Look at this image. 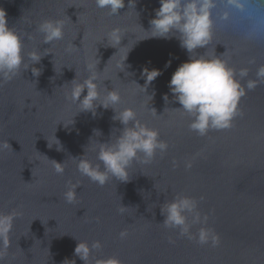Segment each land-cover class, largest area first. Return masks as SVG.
Wrapping results in <instances>:
<instances>
[{
  "label": "water",
  "instance_id": "1",
  "mask_svg": "<svg viewBox=\"0 0 264 264\" xmlns=\"http://www.w3.org/2000/svg\"><path fill=\"white\" fill-rule=\"evenodd\" d=\"M134 4L125 0L112 15L95 0H0L24 57L20 72L0 85V212L19 213L9 246L0 244V264H84L74 256L78 241L101 244L88 264L110 257L120 264H264V82L246 91L230 129L198 135L168 87L189 53L175 37L151 38L145 31L159 0ZM211 17L212 42L193 56H220L243 85L256 80L264 66V0H215ZM44 20H62L63 39L45 44L38 31ZM113 28L122 37L116 48L106 39ZM34 51L43 57L32 65ZM89 64L101 97L118 91L117 112L134 109L138 121L158 130L168 145L150 163L141 162V154L128 167L126 182L110 176L100 186L82 176L72 158L84 155L99 164V144L115 143L123 128L112 120V109L99 107L93 116L67 98L72 84L90 75ZM32 67L41 69L38 77ZM145 67L161 71L146 91ZM241 69L247 76L240 77ZM51 160L63 163L62 175ZM72 185L77 195L68 203L64 193ZM180 195L195 198L208 216L192 232L213 229L218 246L164 227L160 207Z\"/></svg>",
  "mask_w": 264,
  "mask_h": 264
},
{
  "label": "clouds",
  "instance_id": "2",
  "mask_svg": "<svg viewBox=\"0 0 264 264\" xmlns=\"http://www.w3.org/2000/svg\"><path fill=\"white\" fill-rule=\"evenodd\" d=\"M95 3L100 9H108L112 15L119 14V10L125 7V0H95ZM159 4V8L154 10V17L149 21V30H144L151 33V38L175 37L180 47L189 53V59L176 68L168 84L173 100L181 106L178 109L192 117L189 128L200 136L206 135L213 129H230L234 118L242 114L238 105L241 98L246 95V91H251L258 83L264 82V66L257 70V79L247 81L245 86L236 78L235 70L229 67L220 56L214 58L204 55L193 56L196 49L204 48L212 42L214 32L211 10L215 7V0H159ZM130 5L132 0H128V7ZM135 5L136 0L134 7ZM63 29L62 20H44L38 26L45 44L63 39ZM106 39L110 41L108 47L116 48L115 46L122 40L120 29L113 28L107 33ZM22 47L20 35L9 27L6 13L0 9V85L11 81L20 72L24 65ZM42 57L35 51L29 54L32 65L38 64ZM126 59L123 61L124 64ZM87 67L90 75L82 82L73 83L70 96L67 98L79 106L80 112H91L93 116L96 115L99 107L105 110L112 109L114 112L112 120L119 121L123 128L115 143L99 144L97 152L99 164L94 165L90 160L84 159V155L72 158L77 160V169L80 174L100 186H104L110 176L126 182L128 167L139 159L141 154L143 156L141 162L150 163L158 151L161 154L165 153L168 145L159 139L158 130L138 121L134 109L124 108L117 112L114 106L121 101L118 91L108 89L101 97L96 83L99 79L98 74L92 71L93 65L89 64ZM28 68L29 66H25V70ZM31 71L36 77L41 74V69L36 67H32ZM247 74V69L240 70L241 78ZM141 75L145 78L146 91L151 82L161 75V71L155 68L149 70L145 67ZM73 81L75 78L71 82ZM163 99L167 104L168 95L165 94ZM96 132L99 130H94V134ZM56 140L59 142L57 147L59 151L61 150L60 141L57 138ZM8 146V142H5L4 147ZM51 161H53L55 172L62 175L63 163ZM190 166L189 164L188 167ZM76 195V186L72 185L64 193V198L66 202L73 203ZM160 210L161 215L165 217L162 223L164 227L177 230L180 237L194 240L200 245L218 246L219 235L213 229L202 226L197 232H192L194 225H206L208 221L207 215H201L199 202L195 198L177 196L170 201H165ZM18 215L16 211L0 212V244L5 249L9 246V234L13 221ZM126 235V232L121 233V237ZM100 247L99 241L91 245L86 241H78L74 256L79 257L84 264H88L92 250ZM97 264H120V261L110 257L105 261H98Z\"/></svg>",
  "mask_w": 264,
  "mask_h": 264
}]
</instances>
